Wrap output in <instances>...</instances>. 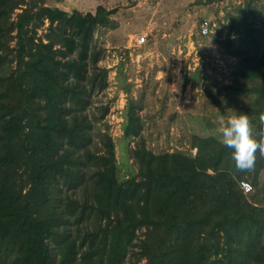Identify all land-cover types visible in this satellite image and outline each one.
<instances>
[{
	"label": "trees",
	"instance_id": "1",
	"mask_svg": "<svg viewBox=\"0 0 264 264\" xmlns=\"http://www.w3.org/2000/svg\"><path fill=\"white\" fill-rule=\"evenodd\" d=\"M254 1L230 15L236 34L221 44L237 58L233 90L252 96L256 135L264 20L255 22ZM114 12L0 0V264H264V201L255 200L264 195V155L240 171L233 149L198 134L195 155L156 153L144 138L143 104L130 94L122 130L135 141L136 169L121 173L116 143L101 128L109 106L100 116L92 110L108 86L95 34L116 25Z\"/></svg>",
	"mask_w": 264,
	"mask_h": 264
},
{
	"label": "rangeland",
	"instance_id": "2",
	"mask_svg": "<svg viewBox=\"0 0 264 264\" xmlns=\"http://www.w3.org/2000/svg\"><path fill=\"white\" fill-rule=\"evenodd\" d=\"M58 1L48 0V3L54 5ZM99 2L115 10L112 18L116 25L100 27L95 34V41L106 50L100 64L108 69V86L94 96L92 110L100 116L99 107L109 106L101 128L107 129L116 143L122 174L136 169L130 154L135 141L125 138L122 130L130 94L143 104L139 114L144 122V138L147 147L156 153L180 150L195 155L193 134L222 139L221 116L225 120L234 113L249 116L251 94L240 88L234 91L232 87L241 83L234 66L237 58L224 54L218 38L223 23L231 14H239L232 0ZM262 2L253 3L259 19L264 14ZM94 4H83L82 11ZM205 17L215 23L208 35L199 31ZM43 32L44 29L40 30ZM142 34L146 40L138 44L133 37ZM108 52L110 55L125 52L126 57L116 61L113 56H106ZM218 91L224 98L228 95L233 98L231 105L225 106L227 100L222 102ZM261 180L264 182V172ZM255 200L261 203L264 195Z\"/></svg>",
	"mask_w": 264,
	"mask_h": 264
},
{
	"label": "clouds",
	"instance_id": "3",
	"mask_svg": "<svg viewBox=\"0 0 264 264\" xmlns=\"http://www.w3.org/2000/svg\"><path fill=\"white\" fill-rule=\"evenodd\" d=\"M259 119L260 130L253 135L252 123L246 113H234L227 120L223 116L219 118L221 143L233 149L232 159L237 170L251 171L255 167L257 152L264 155V113Z\"/></svg>",
	"mask_w": 264,
	"mask_h": 264
},
{
	"label": "crops",
	"instance_id": "4",
	"mask_svg": "<svg viewBox=\"0 0 264 264\" xmlns=\"http://www.w3.org/2000/svg\"><path fill=\"white\" fill-rule=\"evenodd\" d=\"M246 1H248V0H232V3L234 4L235 8L239 10V14H235L236 16H238V15L240 16L241 15L242 8L245 6ZM87 3H88V5H93V3H95L94 4V7H90V8H87L86 9V12L87 11H92L93 12V10L101 2H99V0H60V1L56 2L54 5L62 8V9H65L67 11H71L73 9H79L80 11H82V9H84L83 4H86L87 5ZM260 4L263 5L264 3L262 2ZM263 15L264 14H261L260 19L258 18V15H256L255 22L258 21L262 25L263 24V20H264V16ZM248 16H250V18H251V17H253V14H250L249 13ZM229 22H230V19L229 20H226V22L223 23V25H222L221 31H219L218 38H219V41L220 42H221V40L224 41L225 38H226V36L230 35L231 38H234V36L236 34L234 30H231L230 33L228 32V28H227L226 25Z\"/></svg>",
	"mask_w": 264,
	"mask_h": 264
},
{
	"label": "built area",
	"instance_id": "5",
	"mask_svg": "<svg viewBox=\"0 0 264 264\" xmlns=\"http://www.w3.org/2000/svg\"><path fill=\"white\" fill-rule=\"evenodd\" d=\"M215 23L210 19V18H203L200 22V25H199V31H200V34L202 35H208L212 32V26L214 25ZM135 38V40L137 41L138 44H141L143 43L145 40H146V35L145 34H142V35H136L135 37H133V39ZM130 48V46H129ZM110 52V51H109ZM108 52V54L106 55L107 57L110 55V53ZM125 52H120L118 54H115V53H112L108 58H110L111 56H113L115 58V60L117 61H121V60H124L125 59ZM194 154H196L197 150L195 149L194 151ZM241 186L244 190L245 193H249L250 191L253 190V186L251 184V182L249 181H242L241 182Z\"/></svg>",
	"mask_w": 264,
	"mask_h": 264
}]
</instances>
